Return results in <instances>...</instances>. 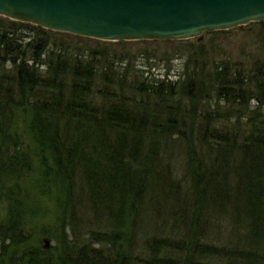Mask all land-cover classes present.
I'll return each instance as SVG.
<instances>
[{"label":"trees","instance_id":"1","mask_svg":"<svg viewBox=\"0 0 264 264\" xmlns=\"http://www.w3.org/2000/svg\"><path fill=\"white\" fill-rule=\"evenodd\" d=\"M3 21L0 264H264V23L251 24L257 59L213 54L172 82L132 57L47 40L86 38ZM23 116L34 187L57 206L53 252L31 247L24 223Z\"/></svg>","mask_w":264,"mask_h":264},{"label":"water","instance_id":"2","mask_svg":"<svg viewBox=\"0 0 264 264\" xmlns=\"http://www.w3.org/2000/svg\"><path fill=\"white\" fill-rule=\"evenodd\" d=\"M0 17L106 42L174 41L264 23V0H0Z\"/></svg>","mask_w":264,"mask_h":264},{"label":"rangeland","instance_id":"3","mask_svg":"<svg viewBox=\"0 0 264 264\" xmlns=\"http://www.w3.org/2000/svg\"><path fill=\"white\" fill-rule=\"evenodd\" d=\"M0 18H2L0 19V27H3V20L5 18ZM251 24L254 23L225 31L204 33L201 37L188 40L129 41L121 44H102L96 43V40L92 39H86L88 41L73 40L72 38L61 39L60 36L57 35H51L47 40L50 44L56 45L62 42L61 44L65 47H79L81 45H77L76 43H81L91 51H104L115 55L121 54L126 57H132L135 64L139 67L150 65L151 69L149 70L152 75L168 76V79L172 82H179L185 81L193 75L191 70L195 67L197 61L201 62V60L205 59L208 62L213 54H216V56L221 55L223 60L229 59L228 61L240 65L248 62L250 63V61L260 57L261 45L259 40L262 34H260L258 26ZM143 69L147 71L146 67ZM4 70L8 71L10 67L6 66ZM187 71L189 72L187 73ZM0 74H2V72H0ZM128 76L127 82L130 84L134 80L132 77L133 74L128 73ZM193 77L195 76L193 75ZM129 94L128 89H125L124 95L129 96ZM25 119H27V116L17 118L16 124L13 127L18 138L16 142L20 144L21 151L25 158L29 160L28 163L26 161V164L30 167L29 170H24L22 172V177L17 181V183L20 182V188H25L27 191L28 199L25 196L21 197L25 199L26 204H28V209H25L24 223L31 235L30 246L34 247L37 245V248L43 251L53 252V249L58 246L54 236L58 230L56 225L57 206L54 195H51L53 190L47 195H41L39 192L40 190L34 187L36 178L35 168H37L38 165L37 159L34 157L36 147L26 130ZM3 182H5V180H3ZM44 190H46V188ZM5 206V203L0 202V215L3 213ZM99 230H105V228L101 227ZM124 233L125 232L120 233L118 242V244L123 247L127 239L133 238L132 232ZM139 233L140 231H138V234ZM135 235L134 233V237ZM44 241L48 243L46 248ZM68 241L74 243L71 240ZM122 246L120 247L122 248Z\"/></svg>","mask_w":264,"mask_h":264},{"label":"bare ground","instance_id":"4","mask_svg":"<svg viewBox=\"0 0 264 264\" xmlns=\"http://www.w3.org/2000/svg\"><path fill=\"white\" fill-rule=\"evenodd\" d=\"M5 19H7V18H5ZM7 20H10V19H7ZM10 21H12V20H10ZM38 27V26H37ZM41 28V27H40ZM43 29V28H42ZM43 30H46V29H43ZM46 31H49V30H46Z\"/></svg>","mask_w":264,"mask_h":264}]
</instances>
